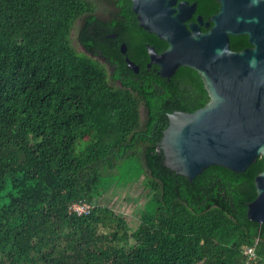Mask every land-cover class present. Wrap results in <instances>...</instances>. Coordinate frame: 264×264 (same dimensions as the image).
<instances>
[{
  "label": "trees",
  "instance_id": "1",
  "mask_svg": "<svg viewBox=\"0 0 264 264\" xmlns=\"http://www.w3.org/2000/svg\"><path fill=\"white\" fill-rule=\"evenodd\" d=\"M147 43L168 45L139 25L131 0H0V264H246L250 248L251 264H264V223L248 218L264 157L194 179L169 167L170 113L210 95L191 67L148 73ZM248 45L232 36L234 49ZM142 175L149 201L134 228L98 199Z\"/></svg>",
  "mask_w": 264,
  "mask_h": 264
},
{
  "label": "water",
  "instance_id": "2",
  "mask_svg": "<svg viewBox=\"0 0 264 264\" xmlns=\"http://www.w3.org/2000/svg\"><path fill=\"white\" fill-rule=\"evenodd\" d=\"M221 10L204 31L206 22L188 25L195 4L177 0H132L139 25L167 41L158 52L148 46L151 61L170 77L179 67H191L202 76L210 101L195 111L170 113L160 149L166 163L194 179L211 165L245 172L264 157V0H220ZM248 35L250 46L232 47L233 35ZM114 36V34H111ZM122 53L127 44H121ZM128 65L139 66L130 57ZM256 199L248 218L264 223V168L255 179Z\"/></svg>",
  "mask_w": 264,
  "mask_h": 264
},
{
  "label": "rangeland",
  "instance_id": "3",
  "mask_svg": "<svg viewBox=\"0 0 264 264\" xmlns=\"http://www.w3.org/2000/svg\"><path fill=\"white\" fill-rule=\"evenodd\" d=\"M125 174L124 170H117L116 176L121 180ZM148 201L149 195L144 185V175L130 180L125 179L122 183L110 182L98 199L99 204L123 215L134 228L141 225L142 210L145 209Z\"/></svg>",
  "mask_w": 264,
  "mask_h": 264
},
{
  "label": "flooded vegetation",
  "instance_id": "4",
  "mask_svg": "<svg viewBox=\"0 0 264 264\" xmlns=\"http://www.w3.org/2000/svg\"><path fill=\"white\" fill-rule=\"evenodd\" d=\"M94 1L97 2V0H94ZM183 1L189 2L192 5L195 4V10H194L192 16L186 20V23L188 25H190L192 23H195V22L197 23L199 21L198 20V16H202L203 19H205L206 22H211L210 25H207V23L202 24V29L204 31H208V30L213 28V26L215 25V22L212 20V18L214 17V15H216L221 10L222 3H221L220 0H177V4L180 3V2H183ZM98 2L101 3L102 5H105V4L109 3V0H98ZM132 5H133V2H132ZM203 6H205V7L203 8V10H201V7H203ZM112 34H114V36H111L113 38H117L119 36L118 33H112ZM237 36H239V35H237ZM122 43L123 42H121V44ZM74 45L77 46L78 50L85 51V48L78 42V40H75ZM149 45H151V44L147 43V45H146L147 46V52H148V54H147L148 59H147V62H146V70L148 71V73H155L156 75H158V76H160L162 78L171 79V77L173 75L170 76V77L161 75L160 66L157 63L151 61V56H150V53H149V50H148V46ZM250 45H248V46H250ZM248 46H246V47H248ZM161 51L162 50H160L158 52H161ZM97 56L98 55H96L95 58H97ZM100 59H101V61L103 62V64L107 68H109V69L112 68V66L110 64V59H108L106 57H101ZM125 60H126V58H125ZM138 66H139V71H140L141 67H140L139 64H138ZM180 70H181V68H178L175 73H177ZM175 73H174V75H175ZM204 84H205V82H204ZM181 86H182V89L184 90V94L186 95V97H198V92H197L196 85H193V84L189 85V84L182 83ZM188 86L190 87V89L187 88ZM205 88H206V84H205ZM206 90H207V88H206Z\"/></svg>",
  "mask_w": 264,
  "mask_h": 264
},
{
  "label": "built area",
  "instance_id": "5",
  "mask_svg": "<svg viewBox=\"0 0 264 264\" xmlns=\"http://www.w3.org/2000/svg\"><path fill=\"white\" fill-rule=\"evenodd\" d=\"M90 206L86 204H74L72 210L75 211L78 215L89 213ZM249 260L246 264H251V262L256 260V254L254 248L248 250Z\"/></svg>",
  "mask_w": 264,
  "mask_h": 264
}]
</instances>
